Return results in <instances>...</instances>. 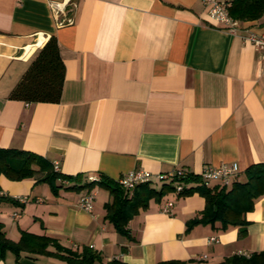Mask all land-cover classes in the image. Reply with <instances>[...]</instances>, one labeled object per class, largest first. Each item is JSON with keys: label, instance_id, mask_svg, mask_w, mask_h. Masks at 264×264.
Here are the masks:
<instances>
[{"label": "crops", "instance_id": "0c3cea01", "mask_svg": "<svg viewBox=\"0 0 264 264\" xmlns=\"http://www.w3.org/2000/svg\"><path fill=\"white\" fill-rule=\"evenodd\" d=\"M65 1L0 0V148L78 176L65 186L43 180L44 173L19 181L0 175L1 192L26 199L23 206L0 200L5 237L47 236L65 248H90L103 262L127 264H218L238 252H264V194L244 214V226L187 229L204 198L152 180L149 188H165L162 197L129 221L127 237L104 219L109 191L85 187L90 176L116 183L134 170L197 175L222 163L236 165L231 185L245 181L252 166H264V64L241 39L247 31L264 34V17L240 23L232 35L208 20L203 0H71L74 24L58 27L51 3ZM50 37L64 65L59 102L10 98ZM87 193L91 212L78 207ZM167 201L170 215L162 212ZM0 264L68 263L7 251Z\"/></svg>", "mask_w": 264, "mask_h": 264}, {"label": "trees", "instance_id": "16d2710c", "mask_svg": "<svg viewBox=\"0 0 264 264\" xmlns=\"http://www.w3.org/2000/svg\"><path fill=\"white\" fill-rule=\"evenodd\" d=\"M224 2L227 5L229 16L240 23L264 17V0H225ZM63 82L64 65L60 59L57 42L54 37H50L37 52L20 81L11 90L10 98L26 103H57L61 97ZM35 173H44L43 180L50 183L60 182L62 179L71 183L78 177L61 175L53 170L52 165L28 152L0 148V175L19 181L33 177ZM95 185L106 188L111 196L110 202L104 206V219L114 227L116 232L127 237H129L127 230L129 221L137 215L140 209L147 208L150 199L154 198L159 201L165 189L156 191L149 188V183H146L127 191L105 178H99L97 183L88 182L85 187L92 188ZM163 186H169L174 190L170 182H164ZM52 188L55 189L54 186ZM193 192L201 195L205 204L200 216L187 222V229L198 224L214 225L216 222L221 224L223 230L230 226H244V214L253 208L254 200L264 194V166L254 165L249 168L243 182L235 181L229 186L198 185L194 189L186 188L179 194L190 195ZM0 200L11 201L23 206L7 196H0ZM50 246L54 251H48ZM7 251H11L16 256L22 252L46 256L55 255L68 264H127L116 259L103 262L100 256L90 248L83 247L75 250L65 248L55 239L47 236L22 232L19 241L12 242L5 237L0 224V256ZM156 264L182 263L165 261ZM218 264H264V252L251 254L249 257L234 255Z\"/></svg>", "mask_w": 264, "mask_h": 264}, {"label": "built area", "instance_id": "2783aa9c", "mask_svg": "<svg viewBox=\"0 0 264 264\" xmlns=\"http://www.w3.org/2000/svg\"><path fill=\"white\" fill-rule=\"evenodd\" d=\"M207 8L206 15L208 20L220 25L230 34H238L241 29L240 22L231 18L228 14L227 5L224 1L219 0H203ZM51 6L54 10V17L58 27L70 26L74 24V9L76 4L74 1L67 0L65 2H52ZM242 42H248L254 46L257 58L264 64V34H258L252 31H247L245 35H241ZM53 170L59 172L57 163L53 164ZM237 175L236 165L233 163H222L217 166H205L197 175L189 174L181 169H176L167 173H158L152 175L147 171L134 170L130 171L118 178L116 183L124 190L131 191L136 186L150 183L153 179L159 182H170L174 190L178 193L187 188V182H196L199 185L210 187L213 184L220 186H228ZM195 178V180H194ZM89 182L97 183L99 177L90 176L87 178ZM62 185H69L65 179L60 180ZM0 196H6L0 191ZM8 197V196H7ZM11 198V197H10ZM19 204H25L26 199L23 197H12ZM78 207L84 211L91 212L93 208V195L87 193L78 201ZM173 208V202L167 201L162 207V212L170 215ZM18 216V215H15ZM215 240L214 237L208 239V243ZM238 256H245L238 252ZM249 257V256H245Z\"/></svg>", "mask_w": 264, "mask_h": 264}, {"label": "rangeland", "instance_id": "374dc122", "mask_svg": "<svg viewBox=\"0 0 264 264\" xmlns=\"http://www.w3.org/2000/svg\"><path fill=\"white\" fill-rule=\"evenodd\" d=\"M153 180H155V179H153Z\"/></svg>", "mask_w": 264, "mask_h": 264}]
</instances>
